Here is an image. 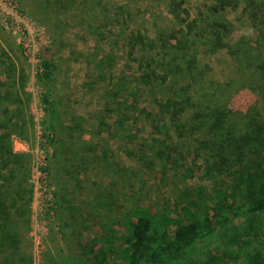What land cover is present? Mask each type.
I'll use <instances>...</instances> for the list:
<instances>
[{"label": "rangeland", "instance_id": "374dc122", "mask_svg": "<svg viewBox=\"0 0 264 264\" xmlns=\"http://www.w3.org/2000/svg\"><path fill=\"white\" fill-rule=\"evenodd\" d=\"M172 1H182L189 20L212 15L232 24L216 51L197 41L175 52L181 68L197 59L207 92L197 106L230 110L239 128L250 111L264 120V73L252 71L245 43L256 33L239 10L213 11L216 0H76L59 19H45L34 0H0V44L7 52L0 125L11 148L25 153L15 158L13 173L2 172L5 189L19 188L6 196L21 217L20 251L30 264H102L104 256L123 264L126 227L139 210L172 225L192 217L201 198H214L215 180L204 171L207 149L197 144L202 134L188 127L193 109L180 113L181 133L160 112L159 103L180 93L187 78L164 76L157 47L147 51L156 80L145 82L149 59L140 45L130 52L125 40L126 33L155 39L178 29ZM7 5L25 26L15 19L6 27ZM16 98L19 108L11 111ZM259 242L252 238L242 248L240 264H250ZM222 248L216 236L201 238L189 264ZM5 254L0 248V258Z\"/></svg>", "mask_w": 264, "mask_h": 264}, {"label": "trees", "instance_id": "16d2710c", "mask_svg": "<svg viewBox=\"0 0 264 264\" xmlns=\"http://www.w3.org/2000/svg\"><path fill=\"white\" fill-rule=\"evenodd\" d=\"M34 1L43 18L59 19L61 13L68 12L76 0ZM172 2L171 12L181 25L178 29L157 34L155 39L140 31L126 33L127 38L124 39L130 52H134L136 46L140 45L144 51L142 57L149 59L145 82L156 80V68L154 65L151 67L155 62L147 51L154 52L157 47L161 53L158 63H161L159 67L164 76L177 72L187 78L180 93L173 90V98L169 97L159 103L160 112L168 113L180 132L184 127L180 123V113L186 107L193 109L192 122L188 127L190 133L202 134L197 144L207 149L204 171L215 180L217 192L212 201L201 198L192 217L176 221L172 225L156 219L148 210H139L126 227L122 248L123 264H189V251L197 240L213 236L222 239L225 248L209 252L207 259L201 264H240L242 248L252 238L258 237L262 248L254 249L250 264H264V120L257 116V112L250 111L244 116L245 127L239 128L230 121V110L198 107V100L204 99L207 92L202 91L204 77L196 72L197 59L191 58L188 65L181 68L177 62L179 57L175 54L197 41L211 51H216L226 45L223 33L230 31L232 24L212 15L202 16V13V18L189 20L180 12L182 10L187 13L182 7V1ZM227 7L239 10L241 15H246L250 20L256 36L245 43L252 54V71L264 73V0H216L213 11ZM194 26L200 28L195 30ZM5 55L7 52L0 44V65H4ZM102 60L101 57L100 61ZM42 67L47 71L50 64L44 61ZM42 76L48 77V72H43ZM1 100L0 93V102ZM15 104V107L10 108L11 111L19 108L18 98ZM1 126L4 125H0V248L6 254L0 258V264H30L29 260H24L20 251L23 240L17 225L21 217L17 215L14 203L6 196L12 192L13 196L19 194V188L13 184V190L5 189L7 174L2 172L9 167L13 173L14 167L11 166L18 163L15 158L24 156L25 153L11 148L9 134ZM49 138L53 141L52 136ZM111 263L110 258L104 256L102 264Z\"/></svg>", "mask_w": 264, "mask_h": 264}, {"label": "built area", "instance_id": "2783aa9c", "mask_svg": "<svg viewBox=\"0 0 264 264\" xmlns=\"http://www.w3.org/2000/svg\"><path fill=\"white\" fill-rule=\"evenodd\" d=\"M7 7H8V5L5 6V9H6V12L8 14H10V16H7V17L3 18L4 21H5L6 27L9 28V25H13V20H15V19H20V21L22 22V24L25 26L26 25V22L23 20V18L21 16V13H18L17 11H14L13 12L10 9L7 10L8 9Z\"/></svg>", "mask_w": 264, "mask_h": 264}]
</instances>
